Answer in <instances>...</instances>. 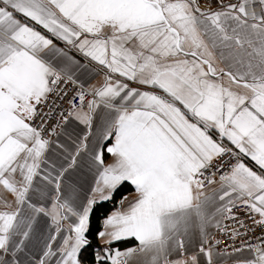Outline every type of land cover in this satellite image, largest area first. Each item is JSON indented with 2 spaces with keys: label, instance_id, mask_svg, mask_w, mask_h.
<instances>
[{
  "label": "snow or ice",
  "instance_id": "snow-or-ice-1",
  "mask_svg": "<svg viewBox=\"0 0 264 264\" xmlns=\"http://www.w3.org/2000/svg\"><path fill=\"white\" fill-rule=\"evenodd\" d=\"M125 184L92 264H264V0H0V264H85Z\"/></svg>",
  "mask_w": 264,
  "mask_h": 264
},
{
  "label": "trees",
  "instance_id": "trees-1",
  "mask_svg": "<svg viewBox=\"0 0 264 264\" xmlns=\"http://www.w3.org/2000/svg\"><path fill=\"white\" fill-rule=\"evenodd\" d=\"M132 187L130 184H125L115 195L114 199L110 202L101 204L97 206L96 211L93 214L92 218V233L90 235V240L92 247L89 248L88 252L84 254L85 264H92V251L95 248H103L100 245L99 238L96 237L95 233L100 229V221L102 216L108 214L117 204V200L121 198L124 194L131 191ZM123 242L117 243V245L113 244V246H124Z\"/></svg>",
  "mask_w": 264,
  "mask_h": 264
},
{
  "label": "built area",
  "instance_id": "built-area-1",
  "mask_svg": "<svg viewBox=\"0 0 264 264\" xmlns=\"http://www.w3.org/2000/svg\"><path fill=\"white\" fill-rule=\"evenodd\" d=\"M71 95H72V90L69 89V97H70ZM69 97H66V98H65V102L62 103V108L66 109V108L68 107V105H67V103H66V100H67ZM58 103H60V102L58 101ZM47 110H48L47 107H45V108H44V111H47ZM51 122H52V121H49V123H51ZM239 211H240L241 213H243V212L245 211V208H244L243 205H241V206L239 207ZM245 222H246V223H250V221H247V220H246ZM225 223L228 224L229 228H231V227L234 226L233 223H232V221H226ZM215 235H216V237H217L218 239L221 240V247H223L224 245H231V244H232V241H231L230 239H228L227 234L216 231V232H215ZM253 235H259V229H257L256 233H249V236H253Z\"/></svg>",
  "mask_w": 264,
  "mask_h": 264
},
{
  "label": "crops",
  "instance_id": "crops-1",
  "mask_svg": "<svg viewBox=\"0 0 264 264\" xmlns=\"http://www.w3.org/2000/svg\"><path fill=\"white\" fill-rule=\"evenodd\" d=\"M213 6H214V5H213ZM37 27H38V30H42V29L39 28V26H37ZM73 54H76V53H73ZM76 55H77V58H78V59H82V57H80L79 54H76ZM213 135L215 136V133H214V132H213ZM108 159H111V158L108 157ZM90 183H91V178H89V184H90ZM130 186H131V185H130ZM131 187H132V190L129 191V192H127L126 194L123 195V196H127L129 200L132 199V197L135 195V193H134V188H133V186H131ZM120 199H121V198H119V199L117 200V204H116V206H115L111 211H113L116 207H119V206H120V205H119V201H120ZM111 211H110V212H111ZM110 212H109V213H110ZM212 231H213V233L215 234L216 230L213 229ZM99 242H100V245H101L102 247H104L103 241L99 239ZM135 243H137V242H136L133 238H129V239L127 240V242L123 244L124 246H113V245H112V247H114V248L118 247V248H120V249L122 250L123 248L128 247V246H132V245H134ZM115 245H117V243H115Z\"/></svg>",
  "mask_w": 264,
  "mask_h": 264
}]
</instances>
